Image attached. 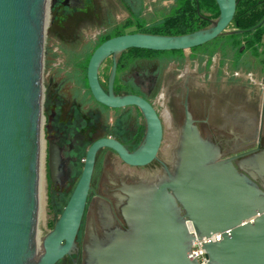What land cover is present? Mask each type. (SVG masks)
<instances>
[{
	"label": "water",
	"instance_id": "1",
	"mask_svg": "<svg viewBox=\"0 0 264 264\" xmlns=\"http://www.w3.org/2000/svg\"><path fill=\"white\" fill-rule=\"evenodd\" d=\"M215 1L220 14L202 30L176 37L127 34L94 51L87 68L93 98L111 109L139 108L147 132L133 153L111 138L89 147L81 178L54 228L42 239L39 254L44 44L47 16L57 0H0V264H58L78 254L76 240L101 149L113 150L133 167L158 159L163 128L156 111L141 97L114 93L119 58L129 49L186 51L213 42L226 32L237 8V0ZM110 57L106 92L99 70ZM161 153L170 155V148ZM173 157L172 169L150 188L131 189L122 210L128 230L109 216V231L103 237L90 232L83 264H198L189 258L193 242L217 233L223 239L203 247L207 264H264V156L238 163V156L222 159L219 146L203 138L185 103ZM62 168L60 151L51 145L53 183ZM106 211L109 214L108 207Z\"/></svg>",
	"mask_w": 264,
	"mask_h": 264
},
{
	"label": "flooded vegetation",
	"instance_id": "2",
	"mask_svg": "<svg viewBox=\"0 0 264 264\" xmlns=\"http://www.w3.org/2000/svg\"><path fill=\"white\" fill-rule=\"evenodd\" d=\"M81 1L57 0L56 5L84 12L86 0L80 5ZM135 31V27L130 26L124 35L138 34ZM231 34L221 35L225 41L220 63L214 70L184 71L179 56L137 54L130 51L132 49L123 52L114 93L136 95L150 103L161 121L163 142L164 136L169 134L176 136L175 143H171L170 155H163L160 149L158 159L144 167L127 165L108 148L98 152L76 240L79 252L58 264H73L74 260L83 264V246L90 232L103 237L109 231V216L120 229L128 230L122 210L131 189L143 186L146 190L172 169L173 152L185 120V103L203 138L219 146L222 159L238 156L234 161L238 163L264 156V49L256 55L244 40L237 53L226 39ZM95 50L90 52L91 57ZM82 52L83 48L77 49L75 55L81 56ZM57 57L58 53H54L52 61L46 60L44 54L43 82L47 84V94L42 106V145L47 152V176L52 195L64 202L61 216L81 178L89 147L99 139L111 138L133 153L145 138L147 123L135 106L111 109L96 102L90 89L87 91L80 85L74 73L66 70L63 73L60 65L54 67ZM112 66L110 57L99 70V81L106 92ZM51 145L60 151L63 160L57 183L50 178Z\"/></svg>",
	"mask_w": 264,
	"mask_h": 264
},
{
	"label": "rangeland",
	"instance_id": "3",
	"mask_svg": "<svg viewBox=\"0 0 264 264\" xmlns=\"http://www.w3.org/2000/svg\"><path fill=\"white\" fill-rule=\"evenodd\" d=\"M178 1L86 0L84 2V12L77 9H65L55 4L47 16L44 44L46 60L52 61L54 53H58L57 65L54 67L60 65V70L63 73L66 70L68 73L73 74L75 67L71 59L77 49L86 46L92 47L100 37L111 33L114 29L127 24L129 21L134 24L154 25L171 14ZM85 12L87 13L85 14ZM231 31V29H227L224 35H228ZM224 41L225 37L216 42L215 52L211 56L206 54L204 50L183 51L181 59L184 71L194 72L199 68L205 69V71L214 70L220 63L219 59ZM221 66L223 68V64ZM232 74L234 75V73ZM43 85L44 95H46L45 87L47 84L43 82ZM171 143H173V136L166 134L161 152L171 148ZM41 166L37 223L38 248L41 247L42 239L54 228L64 206V202H59L52 195L47 176V152L44 147L42 148Z\"/></svg>",
	"mask_w": 264,
	"mask_h": 264
},
{
	"label": "trees",
	"instance_id": "4",
	"mask_svg": "<svg viewBox=\"0 0 264 264\" xmlns=\"http://www.w3.org/2000/svg\"><path fill=\"white\" fill-rule=\"evenodd\" d=\"M219 14V7L215 0H179L171 14L154 25L134 24L132 21H129L127 24L114 29L111 33L100 37L92 47H84V52H82L81 56L73 55L71 62H73L75 67L74 74L76 79L80 85H83L89 91L86 74L91 57L90 52L97 49L105 41L126 34V30L130 26L135 27L136 31L134 33L167 37L184 36L208 27L210 21L217 19ZM263 21L264 0H237L236 13L232 23L228 27V29L232 30V34L226 37L237 53H239V49L242 47V41L247 40L249 49L253 50L256 55L261 54L260 49H264ZM219 38L222 39L224 37L220 36ZM219 38L204 46L191 49V51L204 50L206 54L211 56L215 52V45ZM130 51L137 54H165L179 56L180 58L183 54V51L152 52L138 49Z\"/></svg>",
	"mask_w": 264,
	"mask_h": 264
},
{
	"label": "built area",
	"instance_id": "5",
	"mask_svg": "<svg viewBox=\"0 0 264 264\" xmlns=\"http://www.w3.org/2000/svg\"><path fill=\"white\" fill-rule=\"evenodd\" d=\"M190 231L194 233L193 228L191 226H190ZM222 239L223 237L221 233H217L216 235H213L209 238L204 237L201 241L196 238L192 244L191 254H189V258L191 260L196 259L198 264H207L208 259L206 257V252L203 248L204 245L210 242H219Z\"/></svg>",
	"mask_w": 264,
	"mask_h": 264
},
{
	"label": "bare ground",
	"instance_id": "6",
	"mask_svg": "<svg viewBox=\"0 0 264 264\" xmlns=\"http://www.w3.org/2000/svg\"><path fill=\"white\" fill-rule=\"evenodd\" d=\"M41 159H42V155H41ZM42 167V166H41ZM40 185V184H39ZM39 189H40V187H39ZM38 249V253L40 254L41 252H42V248L40 247V248H37Z\"/></svg>",
	"mask_w": 264,
	"mask_h": 264
}]
</instances>
